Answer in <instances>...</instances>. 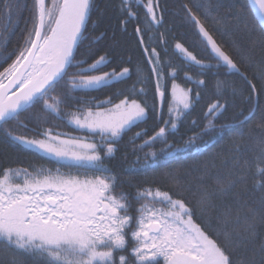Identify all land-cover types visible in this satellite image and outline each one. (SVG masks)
Wrapping results in <instances>:
<instances>
[{"label":"snow or ice","instance_id":"6c2138e0","mask_svg":"<svg viewBox=\"0 0 264 264\" xmlns=\"http://www.w3.org/2000/svg\"><path fill=\"white\" fill-rule=\"evenodd\" d=\"M134 5L143 6L148 32L163 25L159 0H119L113 7L123 17L119 23L124 30L140 18ZM223 6L219 0L215 5L208 0L202 22L184 5L206 60L177 42L174 55L181 64L176 66L157 50L161 48L167 55L166 33L158 38L149 34V50L143 39L145 30L137 27L143 60L135 69L136 79L130 86L110 92L115 85L130 80L133 69L121 67L131 64V57L125 61L106 52L98 54L97 45L107 32L96 33L108 5L101 9L97 0H24L23 4L21 0H0V64L15 56L0 71V133L22 150L55 165L0 167V250L10 254L7 259L0 257V264H264V241L258 247L253 243L257 224L264 226V197L259 216L247 205L235 210L234 221L243 230L237 243L252 252L247 261H234L220 237L214 238L201 222L215 207L214 197L237 184L246 187L251 181L253 188L258 186L264 192V111L257 119L262 134L252 147L247 146L246 139L251 137L246 138L244 126L255 116L254 111L241 110L230 122L216 123L228 110L229 90L237 95L234 82L220 78V69L225 76L240 77L250 90L246 98L250 102L256 93L254 81L264 82V60L249 79L213 34L215 25L227 23L255 37L253 44L264 45V0H230L226 15L213 14ZM196 7L199 10L201 5ZM20 19L25 21L22 43L8 51V37ZM209 22L211 31L206 27ZM242 62L246 68L253 67L247 57ZM180 71H184L185 82L198 87L207 83L205 77L214 75L217 99L203 113L202 125L192 122L190 136L169 141L194 105L192 89L176 83ZM169 79L173 99L165 118L163 101ZM153 83V103L149 105ZM92 92L106 95L100 99L90 96ZM199 97L197 92L195 100ZM222 97L224 103L220 102ZM149 118L157 124L163 121L151 135L147 128H140ZM133 128L138 130L129 138L136 156L131 162L132 174L147 172L161 158L202 151L198 143L207 148L225 136H229L228 144L216 155L229 154L232 167L211 190L202 183L193 189L183 183L178 170H169L164 173L167 190L153 186L155 182L141 186L127 181L135 191H123L118 176L105 161L114 157L119 143ZM205 136L209 139L204 140ZM137 140L141 142L137 144ZM157 143L163 145L159 153L147 152L143 158L136 155ZM81 169L85 171L81 173ZM185 192L192 193L194 202L184 196ZM222 208L224 223H228L233 219L232 205ZM232 238L231 233H224L226 241Z\"/></svg>","mask_w":264,"mask_h":264},{"label":"trees","instance_id":"16d2710c","mask_svg":"<svg viewBox=\"0 0 264 264\" xmlns=\"http://www.w3.org/2000/svg\"><path fill=\"white\" fill-rule=\"evenodd\" d=\"M28 2L30 3V0H28ZM144 2L146 3L147 0H144ZM219 2L224 6L219 8L218 12L214 11L213 14L224 16L227 14V5L230 0H219ZM21 3L23 4L24 0H21ZM159 3L160 7L163 9V25H161L158 29L148 32L146 30L147 25L145 23L144 16L145 10L142 5L139 8H135L134 5V9L138 12L140 18L139 20H132L127 25V29L124 30L123 26L119 23V20L123 19V17L119 16V13L113 7L114 5H119V0H97V4L101 9H103L105 5H108V8L105 11V20L100 25L96 33L98 35L99 32H107L104 39L100 41L99 45H97L100 49L98 54L106 52L111 57L117 59L123 58L125 61L131 57L132 61L131 64L121 65V67L127 66L133 69L132 78L124 83L115 85L111 90H109L110 92H115L118 88L130 86L133 80L136 79L135 69L137 64L143 60L141 55L143 49L139 46L141 37L135 34L137 27L145 30L143 39L145 43L149 44V50L152 46V43L148 40L149 34L158 38L160 33H166L168 41L166 46L167 55L165 56L161 48H158L157 50L161 51V55L166 59L170 58L176 66H180L181 64V61L174 55L175 44L177 42L182 43L185 48L193 52V54H195L198 58L207 59V54L203 50V45L200 44L195 25L190 24L186 18V9L184 8V5L191 8L193 13L199 16L203 22V11L204 7L208 4V0H159ZM212 3L215 5L217 0H212ZM198 4L201 5L199 10L196 7ZM27 15L28 13L25 11L24 17L26 18ZM93 19H95V14L93 15ZM24 23V19H20L14 33L8 37V51L16 49L18 45L22 43ZM206 27H208L211 31V22L207 23ZM215 28L216 31L213 34L217 42L224 46V50L233 57L242 71H246L249 79H252L253 75L257 72V65L260 61L264 60V45H261L260 43L253 44L252 40L255 39V37H250L245 31L235 30L227 23L217 24L215 25ZM245 57L252 61L253 67H245V63L242 62ZM12 59H15V56L7 60L5 63L0 64V71H2L4 67H7V65L11 63ZM220 78L234 82L237 95H231V89L229 90V94L226 97L229 103L228 110L219 120L216 121V123L219 125L221 123L230 122L236 113L241 110H244L245 113H247L251 109L255 112V116H253V118L244 126V132L246 138L251 137L250 139H246L247 146L252 147L254 146L255 141L262 134L261 129L257 127V119L261 111H264V82L259 80L254 81V83H256V93L253 94V98L249 102L246 98L249 96L250 90L238 75L233 74L225 76L224 69H220ZM196 79H199V77H196ZM205 79L207 80V83L198 87L194 83L185 82L184 71H180L178 73L176 83L180 84L184 88L192 89L191 96L194 98V105L180 122L179 131L175 135L168 137L169 141H177L181 136L185 138L190 136L191 132L188 131V129L193 127L192 122L194 120L201 125L203 124V113L207 110L208 106L217 99L215 89L216 77L209 74L205 77ZM171 83L172 81L169 79L167 81L168 89L170 88ZM139 87L140 85H137V88ZM154 90L155 86L153 83L149 86V94L147 97L149 105L153 103L152 93ZM197 92L200 93L198 101L195 100ZM89 95L98 96L100 99H104L106 93L102 94L92 92L89 93ZM169 97L170 94L168 91L163 101V112L165 118L168 115ZM114 102H118V100H114ZM220 102L224 103L223 97L220 98ZM155 103L157 104V108H159L160 101L156 99ZM26 115V113L22 114L21 119H24ZM149 115L151 117V112ZM53 123L59 124L60 122L53 121ZM162 123L163 121L159 122V124ZM159 124L149 118L145 124L140 125V128H147L149 130L148 134L151 135ZM60 130L66 132L71 131L70 128L66 127H61ZM137 130V128H133L132 131L129 132L119 143L118 151L115 153L114 157L105 161L107 167L111 169L112 173L118 176L123 191H135V189L128 187L127 181H131L134 185L139 184L141 186H146V184H153V182H155L153 186L159 185L162 189L167 190L169 183L164 173L169 170H178L179 174L183 178V183L185 185L190 184L193 189L202 183L207 186L209 190H211L218 187V179L226 176L228 170L232 167V161L229 158V154L225 153L219 156L216 155L220 152L222 146H227L228 144L229 136H225L223 140L216 143H210L207 148H205L203 144L198 143L197 148L203 149L202 151L194 149L186 153H179L173 157L161 158L156 161L154 168H150L147 172H136L135 174H132L131 162L135 160L136 156L133 154L134 146L129 143V138ZM203 139L208 140L209 137L205 136ZM140 142L141 141L139 140L136 141L137 144ZM162 147V144L157 143L153 147L144 148L143 152H137L136 155L143 158L144 153L151 151L159 153V150ZM213 159L214 166L212 165ZM30 165L55 167V165L50 164L49 161L40 159L30 152L22 150L19 146L15 145L6 136L0 133V167L29 168ZM206 165H208L207 168H205ZM62 170L69 171V169ZM120 190L121 188L117 189V191ZM184 196L186 198L193 199L194 202L192 193L185 192ZM261 197H264V192H261L258 186L253 188L251 181H249L246 187L242 184H237L224 195H217L214 197L213 204L215 207L210 208L208 213L205 214L201 220L202 223H205L207 231L211 233L214 238L217 236L220 237V243L228 247V250L232 253L234 261H247L252 257V252L250 250H246L243 244L237 243L240 237L243 236V230L242 227L237 225L234 221L235 210L238 206L247 205L256 209L257 216H259L261 209ZM225 204H231L233 208V219L228 223H224V218L222 216V205ZM244 212H247V208H244ZM226 232L232 234L233 238L231 241H226L224 239V233ZM261 241H264V226L257 224L255 236L253 237V243L258 247ZM9 255V253H5L3 250H0V257L7 259ZM256 259L259 260L258 254Z\"/></svg>","mask_w":264,"mask_h":264},{"label":"rangeland","instance_id":"374dc122","mask_svg":"<svg viewBox=\"0 0 264 264\" xmlns=\"http://www.w3.org/2000/svg\"><path fill=\"white\" fill-rule=\"evenodd\" d=\"M170 89H171V84H170V88H169V94H170V97H169V99H168V103H169L170 101H172V99H173V98H172V95H171V91H170ZM173 106H175V105H173ZM62 171L67 172L68 170H62ZM71 171L73 172V174H75V171H76V170H71ZM84 171H85V170H83V169L80 170L81 173H83ZM88 174L91 175V173H88Z\"/></svg>","mask_w":264,"mask_h":264},{"label":"water","instance_id":"95a60500","mask_svg":"<svg viewBox=\"0 0 264 264\" xmlns=\"http://www.w3.org/2000/svg\"><path fill=\"white\" fill-rule=\"evenodd\" d=\"M159 100V99H158Z\"/></svg>","mask_w":264,"mask_h":264}]
</instances>
